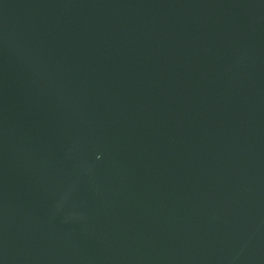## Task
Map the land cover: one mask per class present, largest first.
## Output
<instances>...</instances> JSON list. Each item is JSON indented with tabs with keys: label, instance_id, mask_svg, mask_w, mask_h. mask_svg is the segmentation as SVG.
I'll return each instance as SVG.
<instances>
[{
	"label": "water",
	"instance_id": "95a60500",
	"mask_svg": "<svg viewBox=\"0 0 264 264\" xmlns=\"http://www.w3.org/2000/svg\"><path fill=\"white\" fill-rule=\"evenodd\" d=\"M0 264H264V0H0Z\"/></svg>",
	"mask_w": 264,
	"mask_h": 264
}]
</instances>
